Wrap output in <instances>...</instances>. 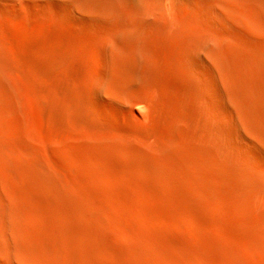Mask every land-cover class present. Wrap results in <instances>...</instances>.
<instances>
[{
	"label": "bare ground",
	"instance_id": "obj_1",
	"mask_svg": "<svg viewBox=\"0 0 264 264\" xmlns=\"http://www.w3.org/2000/svg\"><path fill=\"white\" fill-rule=\"evenodd\" d=\"M19 1L22 0H0V264H116L101 260L99 256L104 252L123 257L124 264H245V259L251 257L249 252L243 261L238 252H228L225 247V252H221V246H216V254L205 255L201 249L174 239L160 242L154 236L142 241L143 236L138 233H135L138 241L133 236L139 243H134L136 247L123 252L114 250L106 233L103 237L110 241V246L105 237L104 242L99 239V231H106L109 225L107 213H110L105 204H101L106 200L110 203L112 195L107 191V178L101 173L104 168L97 169L98 172L91 167L97 161L103 165L111 157L116 163L129 159L134 173L149 171L153 180L169 176L171 184L173 180L175 184H185L190 191L198 192L192 194V201L199 207L205 204L204 200L211 201L210 204L216 200L214 179L221 183L235 207L241 230L243 227L247 234V243L255 249L256 262L264 264V214L260 212L263 214L260 226L251 225L253 206L264 194L263 172L259 166V173L251 166L255 155L242 151L243 139L237 130L244 125L253 133L251 136L252 133L244 131V136L264 137V101L261 104L262 95L257 99L258 91L253 89L257 73L264 70V47L252 37L248 38L258 30L264 31V0H29L39 4L52 1L60 8L65 21L99 27L88 57L89 76L82 75L77 84L60 77L69 64V54H55L51 49L42 53V45L34 47L32 44V50L27 47L30 52L27 50V55L21 56L17 39L8 33L9 26L5 27L10 19L7 14H12L9 9L14 10L11 4ZM6 3H11L12 7L6 8L10 6H4ZM16 8L14 12L19 11V7ZM85 27L89 32V26ZM244 32L251 34L247 37ZM155 39L163 41L161 58L165 60L166 54L169 55L167 60L184 80V87L190 89H186L188 93L192 90L190 95L193 96L186 99H191L189 106L194 112L191 111L189 120L187 118L193 136L191 144L185 147L175 135L181 123L178 119L172 124L169 137L164 139L163 136L159 144L146 147L145 142V145L138 144L127 133L122 134L123 129L120 132L123 136L114 135L112 129L116 130L119 125L115 124V129L112 124L111 129L102 121L103 117H99L102 102L115 105L119 110L127 103H143L134 85L137 75L150 77L149 74H153ZM33 50H40V58V53L36 55L37 51ZM147 77L144 82L150 81ZM38 78L48 81L49 85L39 83ZM223 92L230 95L233 108L232 104L231 107L223 104L222 98L226 99V104L230 102ZM25 95L38 104L46 118L62 125L63 130L75 125L80 131L92 132L94 136L90 138H79L84 152L83 157L79 153L81 175L64 164L70 161V153L54 152L57 143L51 146L49 142L48 152L42 153L38 145L43 148L44 143H34L35 139L26 143L16 135L10 137L9 132H14V127L11 128L9 121L16 124L11 121L13 118L21 121L24 117ZM189 122L186 123L189 125ZM76 128L73 130L78 131ZM110 129L112 137L98 138V131L110 133ZM81 135L79 137H83ZM97 146L102 149L101 155L94 151ZM50 153H55L56 157ZM157 179L153 183H157ZM93 184L97 185L95 190L91 188ZM256 250L263 255H256Z\"/></svg>",
	"mask_w": 264,
	"mask_h": 264
},
{
	"label": "rangeland",
	"instance_id": "obj_2",
	"mask_svg": "<svg viewBox=\"0 0 264 264\" xmlns=\"http://www.w3.org/2000/svg\"><path fill=\"white\" fill-rule=\"evenodd\" d=\"M22 1H19L20 4L17 3L13 5L10 3L13 7L8 3L10 6H7L6 8L12 7L14 8V10H17L16 7H19L18 8L19 11H17L19 12L18 13L19 15H16L17 12L16 11L14 12L13 9H12L13 12L11 9H9L11 11L10 13L13 14V18H12V14H9L8 13L9 10H7V13H8L7 15H9L10 19L6 17V20L8 18L9 21L11 22H9L8 20L7 21L5 20L7 23L3 21L4 25L5 23L9 24L7 26L5 25L6 28H8L9 26L8 29L10 30H8V33L10 32L9 34L14 36L17 39L18 41L17 43H18V46L21 52V56H24L23 53L27 55L26 53L29 50L30 51L32 50L31 49L32 44L33 46L38 45V47L42 45L41 48L43 49L39 48L41 49L42 53L43 51L48 52L51 49L50 51L54 50L55 52L54 51L53 52L55 54H59V53L69 54L70 56V59L68 62L69 64H67L66 69L64 68L61 71L62 73L60 72L61 73L60 77L63 81L65 79L66 80L68 79L67 81L77 84L81 81L83 77H88L89 74H88L87 67L89 66L88 57L91 54V47H92L91 43L94 44L95 41L97 40V35L99 34V29H98L99 27H94V26L92 27L86 24L81 25V22L71 23L69 21H65L64 17L61 18L63 15H61V12L59 11L60 8H58V6L55 4L53 5L54 2L52 1H50L51 3L48 2L46 4L44 3L39 4L38 2L29 1V0H22ZM8 4L6 3L4 6ZM15 15L17 16V18L15 17ZM15 19H17V22L13 23ZM85 26H89L88 27L89 32ZM250 34H247V35L249 36ZM247 35L244 32V36H247ZM247 37H244V38H247ZM249 37H252L258 45L264 47V31L258 30L257 32L252 33ZM162 42L159 41L158 39H155L154 40L155 46L152 45L154 50H157L156 53L152 54L154 55L153 58L156 59V66H154L153 68V74H149L150 77L143 76V75H137L136 79L138 80L135 79L137 82V84L135 83L136 85H134V88L136 90V95L140 96L141 98L143 97L142 98L143 103H140V104L135 103L136 105L133 102H131V105L127 103L126 106H123V109L119 110V108H117L115 105L111 104L112 105L111 106L110 104L106 102L104 103L102 102L103 104L100 103L101 114H99V117H103L102 121L105 122L106 124H109L111 129L114 126L116 129V125H119L117 126L116 130H114V128L112 129L113 134L114 133L120 134V132L123 129V132H121L122 134L124 133L125 135L128 134V137L131 140L133 139L132 141L138 144L145 145L146 143L147 145L146 147L148 146L152 147L155 144H159V142L163 140V136H164V139L169 137L172 124L178 119V121L180 120L181 123L179 124L177 128L178 130H176L175 135L177 137L178 142L179 141L180 143L182 142L181 144L185 147L191 144L190 140L192 139L191 136H193L192 126L190 125V122L188 121L189 118L192 116L193 110L190 107L192 105L191 99L189 101L187 100L188 98H191L193 96V95H190L192 94V90L188 93L190 89L187 86L186 88L184 87V83H183L184 80L181 78L180 74L174 69V67L170 65L169 60H167L169 55L166 54L165 60L161 58L160 50H162V45H163ZM27 47H29L30 49L28 48L29 49L28 50ZM44 47H46L47 49ZM23 51H26V52H23ZM36 51L37 50L35 51L33 50V52L35 53ZM39 51H37L36 55L38 54ZM41 52H39L40 54H38V58H40L39 55L42 54ZM155 67L157 70L156 72H155ZM257 74H258V78H255L256 81L253 84V89L255 91L256 90L258 91L259 95L257 99H260L262 97L261 104H263V101H264V70H262L261 72ZM146 77L149 78L150 81L144 82L143 79ZM181 79L182 81H180ZM41 81L42 83L44 82L43 84L49 85L48 81L38 78V82L41 83ZM181 86L183 87V89L185 88L184 90L188 88L187 89L188 91L186 90V92L184 91L183 93L182 91L183 89H182L181 90L182 93H181L180 91V89L182 88ZM186 93H188L189 95L187 94L186 96ZM223 93H225L223 95L224 97H226V95L230 97V95L227 94V92H223ZM25 96H26L24 97V105H25L24 108L25 109L23 108L25 111L23 110L24 113L22 111V113L24 114L23 115L24 117L23 118L21 117L22 122L19 121L20 118L17 120L18 117H15L16 118L15 121H14L15 118H13V120H11L12 118L10 119L11 121L16 122L17 125L20 122L21 125L19 124L17 126L16 124L9 121V124L12 126L11 128L14 127V132H9V134L11 135L10 137H14L16 135V138L19 137V139H23V140H20L21 142L23 141L26 143H28L29 140L30 142L36 140L34 143L39 142L41 143L40 145L44 143L43 144L44 146L42 145L44 149L40 148V146L38 145V148L40 151H42V153L46 151L48 152L49 150L48 146L50 145V143H51V146H53L52 144L57 143L59 146H57V144L54 145V147L56 146L58 148L56 149L55 147L54 152L55 153L67 152V154L70 153L69 154L71 157L70 161L67 160L69 162L67 163V161H65L64 164H66L67 167L69 166L70 168L69 167L68 168L72 172L81 175L82 173L80 171L81 170L80 165H81L82 160H81V157H79L80 155L79 153L81 152L82 157H83L84 152L82 151L83 149L81 148L79 144L82 139L87 138L88 136L89 138L94 136L92 132H89L90 130L85 131L86 129L83 130L82 128L81 130L83 131H80V129L78 130L75 127V125H71L74 128L69 126L67 127V130L66 128L65 130H63L62 128L64 127H62V125H60L53 119H49L45 117L43 110L38 106V104L32 98H30L28 95H25ZM146 97H148L149 99ZM228 97L226 98L230 99V100H227L228 102L230 101L229 102L230 104L229 103L226 104L227 102L224 101L226 100L225 98H222V102H224L223 104H225V106L229 105V107L232 106L233 108V104L231 103L232 99L231 97L230 98ZM186 100L188 102H186ZM114 106L117 108V110L116 108H114ZM103 108H106L105 111ZM186 122L187 123L189 122V125ZM23 123H25L26 126L25 125L22 126ZM22 128L24 129L22 130ZM75 128L78 131L73 130ZM111 129L109 130L110 133L108 131H98L97 132L98 138L102 139L105 136V138L107 139V138L112 137L113 134L111 132ZM125 129L126 131H124ZM15 130H18V131H15ZM25 130L27 132H25ZM127 130L129 131V133L127 132ZM237 130L238 132L242 133V134L239 133V135L242 136L241 139H243L242 146H241L242 151L245 154L250 153L253 156L255 155L254 157L256 158V160L255 158H253V160L255 161L253 162L252 160L251 161L252 163L250 162L251 166L254 168V170H257L256 172L258 171L260 172V169H262L261 173L263 172L262 173L263 175L261 176H263V179H264V137H262L263 140L259 138L251 137L253 136L252 131L250 130V128L244 125H240ZM79 131L83 133L82 134L83 137H79L81 135L79 134L80 133ZM244 131L245 133L247 132H249L250 134L252 133V135L248 137V134H247L245 135L246 136L245 137L243 133ZM117 134H114V135L118 136ZM122 134L120 135L123 136ZM143 136L145 138H143ZM47 137H49V139ZM247 137L249 138V140L247 139ZM79 138L80 139L82 138V139L79 140ZM32 139H35V140H32ZM147 140L149 141L150 144L148 143ZM244 140H246L247 142ZM99 148L100 147L98 146L94 147V151L95 152L98 151L97 153L101 155L102 149L100 148L101 149L100 150ZM55 153H50L53 158L56 157ZM63 154H66V153H63ZM128 160L129 159H126L124 161L120 160V163L119 162L116 163L114 157H111L103 165L99 163V161L93 163V165L91 164L92 165L91 167L92 168L95 167L96 170L97 169L102 170V168H104L103 170L104 172L101 171V173L107 178V183H106V187L108 188L107 191L110 192V193L108 192L109 195H112V197H110L108 200V201H111L110 203L107 202L106 200L104 201L103 204H101V206L102 205L104 206L105 204L104 207L107 208L108 211H110V213H107V219L110 225V226L109 225L107 226L110 227V229L106 227V231L108 230L107 232L105 230L99 231L101 235L99 239H103V242H104V239L106 238V236H104L105 237L104 238L103 235L106 233L105 235H107V238L111 241L112 245L109 243L110 241H108V239L106 238L107 240L106 239L105 240L108 241L107 244L109 246L114 245L115 248H113L114 246L112 247L114 250L119 251L120 249L119 252H123V251H126V248L130 249V248L136 247L139 244L137 242L138 238L136 236L140 235L141 237L142 235L143 237L140 238V240L142 241H144L146 237H147V240L148 239L150 240V238H153L155 236L154 239L156 238L160 242H172L174 240L180 241L190 247L197 248L199 250L201 249L200 251L203 252L205 255L207 254L211 255L212 252H213L212 255L216 254L218 252V249L216 248V246L218 248L221 246L222 247L220 248L221 252H225V249L226 251L229 250L231 252H238V254L240 253L242 255V258L244 261V259L247 257L246 255L250 254L249 252H251L250 254L251 257H248L245 259L244 261L245 264H252L253 262H251V260L254 262L257 261V258L255 257V249L247 243L246 241L247 234H245V231L243 232L244 230L243 227L241 230V227H240L241 223L236 216L235 209H233L235 207L233 203H231V200L227 198L228 197L226 196L227 193L225 192V190H223L221 183H219L218 181L214 179V187H215L216 192L218 193V194L217 193L215 194L216 197L214 196L216 200H214L211 204H210L211 201L204 200L203 203L205 204H202V206L199 207L197 205L195 206L194 202L192 201V196L194 197V195L198 194L197 191H190L191 189L189 187H186L185 184H179V183L175 184L174 180L172 181V184H171L170 177L167 175H166L167 180L164 179L165 176H163L162 179L160 178V180L159 178L157 179L156 177L153 180L154 176L149 171H147V173L149 172L148 174L144 170H143L144 173H142V171L141 172L136 171V173H134L135 171L131 167V161H128ZM117 166L118 168H116ZM258 166L260 169L258 168ZM76 167H79L80 169ZM78 169L79 171H77ZM155 179H157V183H153V181L156 182ZM147 183H148V186L146 187ZM169 184H171V186ZM93 185L95 186L96 184H93ZM93 185H91L92 187L91 186L90 187L92 188V190L93 189L95 190L97 185L95 187ZM137 189L139 190V193ZM111 191L112 192L114 191V192L112 193ZM259 198H261V196L258 197V199ZM260 200H259L260 202L257 201L258 207H257V204L253 206L254 207L253 209L259 211V213L254 210V220L252 221L253 224L251 223L252 226L255 224L260 226L262 223L261 215L264 214V212L262 211L264 210V194L262 195V198ZM107 203L109 204L107 205ZM230 208H232L233 211ZM260 212L263 214H260ZM113 213H116V214H113ZM125 213L127 216L125 215ZM108 214H110V216H108ZM112 225L114 226L112 227ZM116 230H119L120 232ZM114 231H116L115 232L116 234L113 233ZM108 232L113 233V234L109 235L110 233L107 234ZM135 233H138V235L137 234L135 235ZM133 236L136 237L137 241L135 240ZM166 236L169 238H167ZM170 237H173V238H170ZM167 240H170V241H167ZM134 243H136L137 245ZM109 253L110 252L102 253L99 256L100 259L103 261H114L116 264H124L125 260L122 259L123 257H119L117 254L116 256L113 254L114 255L113 256L111 255L112 253L111 254ZM260 253L262 256L263 255L262 252ZM260 253H258V251L256 250V255H260ZM261 256H260V259H261ZM254 264H258V263L256 262Z\"/></svg>",
	"mask_w": 264,
	"mask_h": 264
},
{
	"label": "snow or ice",
	"instance_id": "obj_3",
	"mask_svg": "<svg viewBox=\"0 0 264 264\" xmlns=\"http://www.w3.org/2000/svg\"><path fill=\"white\" fill-rule=\"evenodd\" d=\"M248 38H250V37H248Z\"/></svg>",
	"mask_w": 264,
	"mask_h": 264
}]
</instances>
